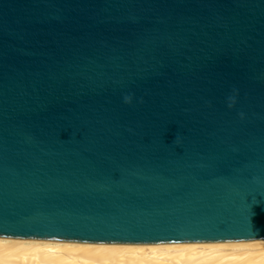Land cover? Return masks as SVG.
I'll list each match as a JSON object with an SVG mask.
<instances>
[{
    "label": "water",
    "instance_id": "obj_1",
    "mask_svg": "<svg viewBox=\"0 0 264 264\" xmlns=\"http://www.w3.org/2000/svg\"><path fill=\"white\" fill-rule=\"evenodd\" d=\"M259 209L264 0H0V237L264 239Z\"/></svg>",
    "mask_w": 264,
    "mask_h": 264
},
{
    "label": "bare ground",
    "instance_id": "obj_2",
    "mask_svg": "<svg viewBox=\"0 0 264 264\" xmlns=\"http://www.w3.org/2000/svg\"><path fill=\"white\" fill-rule=\"evenodd\" d=\"M0 264H264V239L87 243L0 237Z\"/></svg>",
    "mask_w": 264,
    "mask_h": 264
},
{
    "label": "snow or ice",
    "instance_id": "obj_3",
    "mask_svg": "<svg viewBox=\"0 0 264 264\" xmlns=\"http://www.w3.org/2000/svg\"><path fill=\"white\" fill-rule=\"evenodd\" d=\"M256 213H257V215L254 217V221L256 223V227L260 231H264V212H261V210L259 209L258 211H256ZM184 247L194 248V247H200V245H186Z\"/></svg>",
    "mask_w": 264,
    "mask_h": 264
}]
</instances>
